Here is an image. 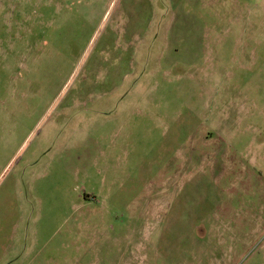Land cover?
<instances>
[{
    "label": "rangeland",
    "instance_id": "rangeland-1",
    "mask_svg": "<svg viewBox=\"0 0 264 264\" xmlns=\"http://www.w3.org/2000/svg\"><path fill=\"white\" fill-rule=\"evenodd\" d=\"M0 264H264V0H0Z\"/></svg>",
    "mask_w": 264,
    "mask_h": 264
}]
</instances>
